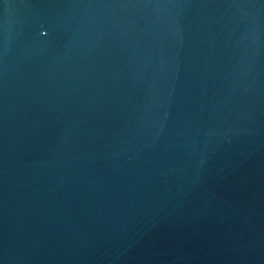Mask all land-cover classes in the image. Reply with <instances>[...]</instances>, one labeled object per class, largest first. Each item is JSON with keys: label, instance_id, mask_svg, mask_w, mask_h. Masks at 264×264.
<instances>
[{"label": "water", "instance_id": "95a60500", "mask_svg": "<svg viewBox=\"0 0 264 264\" xmlns=\"http://www.w3.org/2000/svg\"><path fill=\"white\" fill-rule=\"evenodd\" d=\"M0 264H264V0H0Z\"/></svg>", "mask_w": 264, "mask_h": 264}]
</instances>
